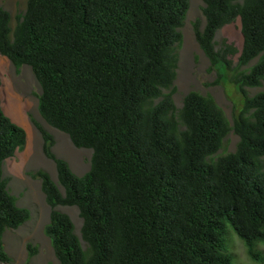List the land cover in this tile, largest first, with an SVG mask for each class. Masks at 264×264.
I'll use <instances>...</instances> for the list:
<instances>
[{
	"label": "trees",
	"instance_id": "16d2710c",
	"mask_svg": "<svg viewBox=\"0 0 264 264\" xmlns=\"http://www.w3.org/2000/svg\"><path fill=\"white\" fill-rule=\"evenodd\" d=\"M203 1L206 23L194 29L212 64H230L233 47L218 49L215 37L238 18L239 63L258 58L236 78L245 105L232 125L212 97L190 91L177 113L164 93L190 0H27L15 27L0 5V53L32 68L43 118L93 151L77 175L34 120L64 189L49 172L34 173L52 208L45 233L59 264H235L230 226L264 262V91L245 89L264 84V0ZM231 130L236 150L213 158ZM26 142L0 98V262L10 260L4 232L30 218L3 176ZM59 205L79 208L86 248Z\"/></svg>",
	"mask_w": 264,
	"mask_h": 264
},
{
	"label": "rangeland",
	"instance_id": "374dc122",
	"mask_svg": "<svg viewBox=\"0 0 264 264\" xmlns=\"http://www.w3.org/2000/svg\"><path fill=\"white\" fill-rule=\"evenodd\" d=\"M242 0H237L241 2ZM0 5L12 16L11 25L15 27L18 16L26 10L27 0H0ZM203 0H190L184 24L180 28L182 41L176 45L178 57L175 69L176 77L171 88L164 93L171 94L176 112L181 109L185 95L197 91L212 97L224 110L231 125L235 117L243 110L245 96L240 90L236 78L242 72H247L258 58L246 65L239 63L243 46L241 21L234 22L220 29L215 37L218 49L230 45L234 52L230 53L229 65H214L201 49L196 36L194 24L198 21L203 28L206 19L203 13ZM0 98L4 111L27 130V142L24 148L6 159L3 164V176L8 181V189L21 207L28 208L30 218L15 229H7L3 234V243L10 260L0 264H59L50 237L45 233V227L50 221L51 206L47 202L42 188V181L34 176L38 170L50 173L52 179L59 185L55 161L44 152V139L34 120L40 122L54 136V153L67 160L72 170L79 176L84 175L91 167L92 149L79 148L74 145L70 136L51 126L39 111V96L41 86L32 68L22 65L17 68L6 56L0 53ZM247 94L253 96L264 91V84L257 87H245ZM239 136L231 130L223 141V145L213 156H218L236 150ZM57 209L67 213L74 222L75 232L84 248L87 242L82 237L83 218L77 206L59 205ZM230 243L235 254V264H264L251 258L245 242L230 226ZM29 244L37 249L31 253ZM258 248L264 253V243Z\"/></svg>",
	"mask_w": 264,
	"mask_h": 264
}]
</instances>
